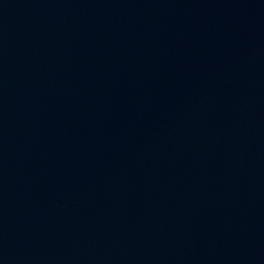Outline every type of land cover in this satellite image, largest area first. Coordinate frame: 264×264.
Masks as SVG:
<instances>
[{"label": "water", "instance_id": "water-1", "mask_svg": "<svg viewBox=\"0 0 264 264\" xmlns=\"http://www.w3.org/2000/svg\"><path fill=\"white\" fill-rule=\"evenodd\" d=\"M0 264H264V0H0Z\"/></svg>", "mask_w": 264, "mask_h": 264}]
</instances>
